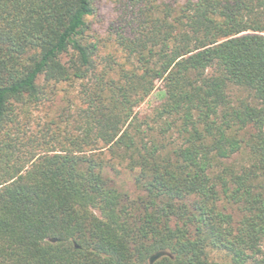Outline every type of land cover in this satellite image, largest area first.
<instances>
[{
    "label": "trees",
    "instance_id": "trees-1",
    "mask_svg": "<svg viewBox=\"0 0 264 264\" xmlns=\"http://www.w3.org/2000/svg\"><path fill=\"white\" fill-rule=\"evenodd\" d=\"M100 1L0 0V264H264V0Z\"/></svg>",
    "mask_w": 264,
    "mask_h": 264
},
{
    "label": "rangeland",
    "instance_id": "rangeland-1",
    "mask_svg": "<svg viewBox=\"0 0 264 264\" xmlns=\"http://www.w3.org/2000/svg\"><path fill=\"white\" fill-rule=\"evenodd\" d=\"M114 2L113 0H101L99 4V13L95 19H92V30L95 31L100 37H106V27L108 23L114 18ZM91 30V31H92ZM114 47L109 44L106 50H112ZM161 84L158 83L157 88L150 94L146 100L136 109L138 115H146L155 106L156 101L161 93ZM62 103L59 97L56 99V106H61ZM116 177L115 173L110 172V176H114L117 183L125 190L130 197H135L138 194V190L133 185L130 173L122 166L117 165Z\"/></svg>",
    "mask_w": 264,
    "mask_h": 264
},
{
    "label": "water",
    "instance_id": "water-1",
    "mask_svg": "<svg viewBox=\"0 0 264 264\" xmlns=\"http://www.w3.org/2000/svg\"><path fill=\"white\" fill-rule=\"evenodd\" d=\"M168 253L164 250L157 251L150 255L149 257V264L153 263L157 258H159L162 255H167Z\"/></svg>",
    "mask_w": 264,
    "mask_h": 264
}]
</instances>
